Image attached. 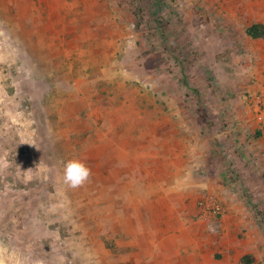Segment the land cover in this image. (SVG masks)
Returning <instances> with one entry per match:
<instances>
[{
  "label": "rangeland",
  "instance_id": "rangeland-1",
  "mask_svg": "<svg viewBox=\"0 0 264 264\" xmlns=\"http://www.w3.org/2000/svg\"><path fill=\"white\" fill-rule=\"evenodd\" d=\"M253 24L264 27V0H0L6 262L142 264L124 219L134 224L143 197L158 219L192 205L218 261L213 239L236 264H264ZM72 158L90 169L76 188L62 179ZM209 196L223 208L215 220L199 215Z\"/></svg>",
  "mask_w": 264,
  "mask_h": 264
},
{
  "label": "crops",
  "instance_id": "crops-1",
  "mask_svg": "<svg viewBox=\"0 0 264 264\" xmlns=\"http://www.w3.org/2000/svg\"><path fill=\"white\" fill-rule=\"evenodd\" d=\"M136 201L134 224L132 225L130 217L126 216L124 219L125 233H128L126 236L140 239L135 241L136 244H141L136 252L140 258L136 255V262L139 258L142 264H236L237 251L233 254L221 241L217 242L215 239L211 240L214 247L209 248L215 249L223 257L219 261L213 257L205 240L203 222L199 219L194 221L192 217L193 212H196V209H190L192 205L187 208V217L179 212L175 217L158 219L153 217L158 209L153 199L146 200L141 197ZM2 243L0 242V264H8L3 253L7 248Z\"/></svg>",
  "mask_w": 264,
  "mask_h": 264
},
{
  "label": "built area",
  "instance_id": "built-area-1",
  "mask_svg": "<svg viewBox=\"0 0 264 264\" xmlns=\"http://www.w3.org/2000/svg\"><path fill=\"white\" fill-rule=\"evenodd\" d=\"M252 102L258 120L264 122V88L253 96ZM198 206L200 218L203 220H215L223 211L219 199L213 196L200 200Z\"/></svg>",
  "mask_w": 264,
  "mask_h": 264
},
{
  "label": "clouds",
  "instance_id": "clouds-1",
  "mask_svg": "<svg viewBox=\"0 0 264 264\" xmlns=\"http://www.w3.org/2000/svg\"><path fill=\"white\" fill-rule=\"evenodd\" d=\"M45 171L47 167L45 166ZM90 176V169L77 158L62 162V179L68 187L76 188L84 184Z\"/></svg>",
  "mask_w": 264,
  "mask_h": 264
},
{
  "label": "trees",
  "instance_id": "trees-1",
  "mask_svg": "<svg viewBox=\"0 0 264 264\" xmlns=\"http://www.w3.org/2000/svg\"><path fill=\"white\" fill-rule=\"evenodd\" d=\"M143 1V0H141ZM149 3H153L154 0H147ZM246 33L251 38H259L264 36V27L261 24H253L246 29Z\"/></svg>",
  "mask_w": 264,
  "mask_h": 264
}]
</instances>
